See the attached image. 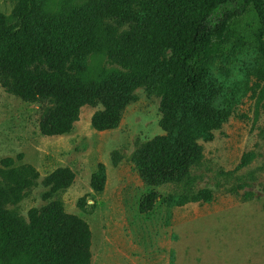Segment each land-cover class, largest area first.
<instances>
[{
  "label": "trees",
  "instance_id": "1",
  "mask_svg": "<svg viewBox=\"0 0 264 264\" xmlns=\"http://www.w3.org/2000/svg\"><path fill=\"white\" fill-rule=\"evenodd\" d=\"M250 8L263 30L264 0H16L12 14L0 12V82L40 104L45 136L70 133L85 105L103 107L92 116L93 128H116L137 89L160 94L165 133L143 144L132 161L148 186L178 182L200 161V140L213 139L237 101L215 70L227 53L233 22ZM120 160L115 153L113 164ZM0 164V264H91L89 222L60 200L23 217L11 206L40 174L13 157ZM75 179L71 167L56 168L42 181L45 199ZM105 183L100 163L91 187L102 193ZM159 198L148 192L140 212L149 213ZM211 198L202 189L169 194L165 202L173 207Z\"/></svg>",
  "mask_w": 264,
  "mask_h": 264
},
{
  "label": "rangeland",
  "instance_id": "2",
  "mask_svg": "<svg viewBox=\"0 0 264 264\" xmlns=\"http://www.w3.org/2000/svg\"><path fill=\"white\" fill-rule=\"evenodd\" d=\"M15 5L0 0V12L10 15ZM227 47L215 72L237 92V101L213 139L200 140L203 155L188 176L159 186L144 183L132 156L165 133L160 94L137 89L116 128H93L92 116L103 107L85 105L70 133L45 136L40 104L22 100L0 82V161L13 157L40 174L11 208L28 218L33 207L60 200L91 226V264H264V29L254 9L235 19ZM115 153L121 156L116 165ZM100 163L106 183L95 193L91 176ZM61 166L76 172L75 182L45 199L42 181ZM202 189L212 193L209 201L173 207L165 202L169 194ZM151 190L160 198L141 213L139 203Z\"/></svg>",
  "mask_w": 264,
  "mask_h": 264
}]
</instances>
